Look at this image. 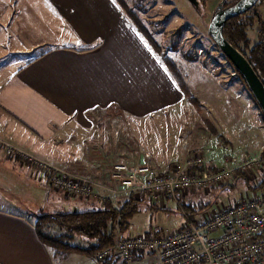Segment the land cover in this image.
<instances>
[{"label": "crops", "instance_id": "obj_1", "mask_svg": "<svg viewBox=\"0 0 264 264\" xmlns=\"http://www.w3.org/2000/svg\"><path fill=\"white\" fill-rule=\"evenodd\" d=\"M8 50L17 56L6 64ZM22 55L26 56L23 60ZM139 58L150 63L145 65L154 70L155 82L169 81L160 93L162 101L169 92L180 91L114 0H0V136L77 175L111 185L110 165L118 162L113 150L117 143L130 148L133 139H117L119 113L109 107L122 100L118 85L121 88L131 80L134 59ZM216 155V163L222 164L225 153ZM152 160L161 168L154 155ZM241 176L227 187L167 197L163 207L169 208L173 201L180 208L179 201L187 210L184 203L195 204L197 211L187 212L196 216L235 204L250 189L264 191V187L250 188ZM239 185L245 193L230 197L225 192L227 188L237 190ZM60 195L70 197L51 188L30 164H21L0 149V264H68L65 259L58 263L55 252L40 239L32 218L47 214L41 211L50 199L55 205L64 203ZM124 196L110 194L105 202L85 200L82 207L86 208L80 211L104 208L109 202L117 206ZM145 200L157 205L150 198ZM72 205L79 211L77 202ZM151 228L127 233H145ZM70 254L77 255L71 258L74 264H89V254ZM98 264H160V258L150 252L131 262L113 258Z\"/></svg>", "mask_w": 264, "mask_h": 264}, {"label": "rangeland", "instance_id": "obj_2", "mask_svg": "<svg viewBox=\"0 0 264 264\" xmlns=\"http://www.w3.org/2000/svg\"><path fill=\"white\" fill-rule=\"evenodd\" d=\"M114 1L118 6L121 5L119 0ZM124 1L161 45L162 52L175 61L191 93L198 98L202 109L198 112L196 106L177 90V93L169 92L162 101L160 93L162 89L170 85L169 81L155 82L152 78L154 70L150 65H145L150 63L144 58L134 59L138 64L134 63L136 67L131 80L121 88L118 85V96L123 95L122 100H116V104L112 102L109 107L110 110L115 109L119 113L116 118L117 139L131 141L133 139L134 142L128 145L130 148L121 147V144L117 143V148L112 152L118 156V162L114 163H131L141 154L149 152L152 157L154 155L156 160L162 163L158 164L160 169H166L183 157L185 142L195 151L206 150L204 151L206 156L216 160L218 157L216 154H221L222 151L226 154L225 149H228V154L241 158L258 156L264 148L263 113L246 84L235 74L233 66L209 34V23L213 12L224 0H205L203 7L197 6L190 0ZM120 8L136 27L135 20L131 19L122 7ZM250 11L254 17L257 14L259 16L255 17L253 25L247 31L253 45L259 40V29L264 28V0H259ZM144 41L151 48L149 43ZM126 47L129 46L126 45ZM155 54L159 63L173 78L166 60L159 54ZM14 56L17 55L8 50L5 57L6 64L10 63V59ZM21 58L23 60L26 56L22 55ZM177 80L175 79L174 83L178 87L179 80ZM204 118L212 120L224 138L213 134ZM100 125H105L103 119ZM126 143L129 144V141ZM220 143H223L224 147L219 148ZM99 151L104 153L106 149ZM225 192L233 197L232 195L245 193V189L239 185L237 190L227 188ZM254 192L255 190L250 189L247 194L252 195ZM60 196L64 203L55 205L50 199L51 203L48 201L41 212L78 211L74 210L72 205L76 202L79 211L86 208L82 207L86 199L81 197L67 199ZM68 200L69 202L66 203ZM172 202L169 208H165L161 203H154L157 204L154 207L149 200L141 201L140 209L131 219V226L127 231L142 230L144 232L150 226L153 228L178 227L184 218L180 208ZM7 207L16 210L10 205ZM32 218L38 222L36 216ZM40 230L47 235L60 236L69 244L88 245L85 236L71 234L55 222L41 221ZM50 247L55 252L58 263L64 262L65 259L68 264H74L72 262L74 259L71 258L77 255L61 250L55 245ZM78 256L84 258L81 255ZM89 260V264H98L92 255H89Z\"/></svg>", "mask_w": 264, "mask_h": 264}, {"label": "built area", "instance_id": "obj_3", "mask_svg": "<svg viewBox=\"0 0 264 264\" xmlns=\"http://www.w3.org/2000/svg\"><path fill=\"white\" fill-rule=\"evenodd\" d=\"M224 147L223 143L219 148ZM184 157L171 167L160 169L149 152L134 162L110 166L111 185L77 175L32 151L21 148L0 136V149L21 164H30L40 178L56 191L70 197L105 202L110 194L143 193L153 203L165 204L167 197L178 193L209 191L231 185L242 173L250 185L259 189L264 163L260 156L241 158L225 154L223 163L183 144ZM103 188L98 191L97 188ZM183 222L176 228H153L145 233L117 232L113 243L94 253L104 263L113 258L131 262L143 253H155L160 264H264V191L246 194L235 204L210 208L191 216L178 201Z\"/></svg>", "mask_w": 264, "mask_h": 264}, {"label": "trees", "instance_id": "obj_4", "mask_svg": "<svg viewBox=\"0 0 264 264\" xmlns=\"http://www.w3.org/2000/svg\"><path fill=\"white\" fill-rule=\"evenodd\" d=\"M200 5L203 7L205 0H198ZM238 0H232L230 2L224 0L217 8H224ZM120 7L131 16L135 20L136 29L142 38L146 40L155 53L159 54L162 59H165L168 63L169 70L172 73L173 79L179 80L178 89L182 92L187 99L198 109V112L201 111V105H199L198 98L191 93L188 84L185 82L179 68L175 64V61L162 52L161 45L153 38L152 34L148 31V29L141 23L139 18H137L136 14H134L127 6L124 0H119ZM216 8V9H217ZM255 17H259L258 14ZM255 17L252 15V12L249 10L246 13L238 15L236 17L231 18L227 21L224 26L223 34L224 36L241 52L245 54L248 58L259 77L264 82V28L261 27L259 29V40L255 44H251L249 36H248V28L253 25ZM132 21V20H131ZM133 23V22H132ZM135 27V26H134ZM135 27V28H136ZM210 34V33H209ZM163 54V56H162ZM226 57V56H225ZM228 62L233 66L232 62L226 57ZM235 74H237L241 80L246 84L248 89L250 90L247 82L242 76L241 72L236 69L234 66ZM177 80V81H178ZM252 93V91L250 90ZM254 99L256 100L254 94L252 93ZM257 102V100H256ZM260 107L259 103L257 102ZM261 112H264L260 107ZM264 118V117H263ZM264 120V119H263ZM206 124L210 126V131L217 135L219 138H224L222 134L219 133L215 124H213L212 120L208 118H204ZM260 158L264 163V148L259 154ZM184 157V155H183ZM183 157L181 159H183ZM18 159L17 157H14ZM180 159V160H181ZM242 180L245 181L250 188V185L247 178L242 174ZM228 185H222V187H227ZM230 186V185H229ZM260 187H264V166H263V175L261 180ZM124 198H122L117 206H112L109 202L108 206L100 209H94L90 211H72L66 213H47L42 214L38 217L37 222V230L40 239L50 245H55L57 248L67 252H81L89 255H94V253L110 244L113 243L115 234L117 232L127 231L131 226V219L134 215L139 211V203L143 200L148 199L145 193L142 194L140 198H138L135 194H124ZM183 206L191 213H195L196 205L192 204H183ZM208 204H205L204 207H207ZM41 221L43 222H55L61 228H64L71 234L85 236L87 239L91 240L90 243L86 246L82 245H73L66 243L61 239L60 236H51L41 232L40 225Z\"/></svg>", "mask_w": 264, "mask_h": 264}, {"label": "water", "instance_id": "obj_5", "mask_svg": "<svg viewBox=\"0 0 264 264\" xmlns=\"http://www.w3.org/2000/svg\"><path fill=\"white\" fill-rule=\"evenodd\" d=\"M200 7L198 0H190ZM259 0H238L224 8H217L211 17L209 23V33L224 55L238 69L250 90L254 94L257 102L264 112V82L245 56L237 47H235L223 34V29L228 20L251 10Z\"/></svg>", "mask_w": 264, "mask_h": 264}]
</instances>
